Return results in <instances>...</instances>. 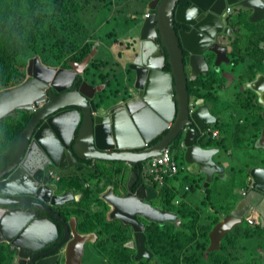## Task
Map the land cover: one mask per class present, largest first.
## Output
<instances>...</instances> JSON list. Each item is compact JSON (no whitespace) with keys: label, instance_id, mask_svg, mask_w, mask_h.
<instances>
[{"label":"water","instance_id":"obj_1","mask_svg":"<svg viewBox=\"0 0 264 264\" xmlns=\"http://www.w3.org/2000/svg\"><path fill=\"white\" fill-rule=\"evenodd\" d=\"M228 6L251 10L253 21L264 19V0H146L148 14L135 28V55L128 60L133 70L132 87L124 94L114 89L105 94L103 84L82 79L97 52V43L82 60H70L69 66L48 65L35 54L25 67L26 77L0 89V119L17 108L29 113L13 157L0 168V195L12 196L0 197V241L10 243L17 251L19 258L13 264H54L56 259L57 255L37 257L39 253L28 258L59 235L57 222L37 216L33 208L23 210L13 205L20 203L16 201L32 202L43 206L58 221L63 219L45 204L49 196L41 191L57 187L45 173L48 164L63 168L67 163L61 160L72 163L77 157L138 164L176 141L192 173L204 174L210 182L214 173L223 172L224 165L214 157L220 147L206 143L207 125L214 124L217 116L210 100L189 92L187 68L192 76L207 73L206 52L209 57L215 55V70L229 60L224 43L214 38L216 32L231 31L221 23ZM175 21L192 27L175 31ZM260 46L264 49V41ZM222 55L226 59H221ZM166 63L169 69L165 68ZM248 74L245 73L246 86L256 94L260 105L257 114L261 121L257 125L261 129L255 146L264 152V69H256L252 78ZM157 135L161 136L158 142L149 143ZM134 147L143 149L126 152ZM138 178L139 169L133 166L127 195L115 194L110 188L102 195L111 209L109 214L131 225L134 238L128 243L136 248V258L153 255L146 245L145 221L139 214L148 221H180L175 212L144 200L145 184L131 193ZM247 184L264 194V165L249 169ZM68 195L71 200L77 197L71 188L53 195L51 200L64 201ZM262 205L260 201L259 206ZM222 219L209 234L206 253L218 249L233 222L242 217L232 212ZM64 222L63 241L70 239L65 247V264H76L90 234L75 227L71 233Z\"/></svg>","mask_w":264,"mask_h":264},{"label":"trees","instance_id":"obj_2","mask_svg":"<svg viewBox=\"0 0 264 264\" xmlns=\"http://www.w3.org/2000/svg\"><path fill=\"white\" fill-rule=\"evenodd\" d=\"M96 2L99 4L97 5ZM113 4L114 0H0V89L21 82L26 77L27 62L35 54H39L41 60L48 65L69 66L70 60H82L90 53L95 43L92 32L114 11ZM91 8L93 10H90ZM126 10L119 7L115 12L125 13ZM87 15H90V18L87 19ZM101 37L111 42L109 33ZM259 43L260 41H256V45ZM232 55H235L233 56L235 64L241 60L242 64L249 65L251 68L262 62L261 58H252L250 64L242 51ZM105 64L106 62L98 58H93L89 62L86 71L92 74V78L95 79L93 82H106V87L110 85L116 92L120 91V86L124 89L123 80H114V83L108 80L110 73L102 69ZM165 68L169 69L168 63L165 64ZM256 69L258 68L254 70ZM254 74L255 72L248 75L252 78ZM242 78L244 80L246 76ZM220 80H224V83L225 77L219 75L211 80L192 81L191 84L196 83L199 88L195 89L192 86L191 94L200 95L203 98H217L218 92L214 90L216 87L214 88L213 85L220 86L222 84ZM244 89V92L241 90L240 95H244L242 98L246 102V108L257 113L260 105L257 103L256 94L249 87ZM104 93L107 94L109 91L105 88ZM254 99L256 104L253 106ZM28 117L29 113L17 108L13 113L0 119V168L13 157ZM213 127L222 128L218 121ZM259 131L260 128L257 125L251 136L252 143L259 135ZM220 134L221 132L215 138H221V140L215 143L225 148L226 138ZM160 137L154 138L152 142H156ZM173 148L177 150L178 147L170 146L171 150ZM174 156L180 165L175 175L165 177L162 182L153 177L148 180L143 178L148 200L175 212L180 219L179 222L166 220L167 222L163 223L147 221L144 228L146 245L153 253L148 257L136 258V248L125 246L124 243L131 236V230L126 227V224L121 220H108V204L99 197V194L111 182L109 178L104 186L88 188L83 186L84 180L77 176L63 177L62 180L67 181V185L73 186L74 190L82 191L79 201L69 203L70 206L73 205V212L78 216L79 230L100 231V237L96 241L97 245L103 246L99 262L102 264H230L222 256L226 251L224 241L230 238L229 233L223 237L219 249L206 253L210 244L209 233L220 220L225 208L215 207L214 202L209 198L207 201L213 206L214 211L209 212L207 221L203 222L197 210L179 192V188L168 183L170 178L179 176L185 170L184 166H181L186 165L183 153L180 155V161L177 160L176 155ZM87 161L91 162V160ZM106 163L100 161L97 169L92 170L89 177L101 178L104 169L102 164ZM187 178H190V174L183 176L184 180ZM186 185L185 189H180L185 195L193 190V185L190 184L188 189ZM194 187L198 188L199 184L195 183ZM93 203L97 204V207H92ZM68 209L69 206L66 207V210ZM109 242L115 245L110 246ZM15 252V248L10 243L0 241V264H12Z\"/></svg>","mask_w":264,"mask_h":264},{"label":"crops","instance_id":"obj_3","mask_svg":"<svg viewBox=\"0 0 264 264\" xmlns=\"http://www.w3.org/2000/svg\"><path fill=\"white\" fill-rule=\"evenodd\" d=\"M145 2L146 0H114L113 12H115L116 8L122 7L127 9L125 13L128 15H130L131 11L135 13L134 10L140 14L135 13L132 15V18H134L135 22H132L127 18L124 19L126 24L124 25V29L121 31L123 34L120 33L117 41L108 42L103 37L98 36L94 43V45L97 43L98 47L96 54L91 58V60L93 58H98L99 60L105 62L108 59L109 64L102 67L104 72L110 73L112 80L124 81L123 85L126 87V89H122L120 86V91L117 93L124 94L132 87V83L130 82V80H132L131 73L130 71H124V69L127 66L128 60L134 53V24L136 23V20L139 19L140 25L142 19L146 15ZM250 13L251 10H246L244 8L234 12L231 25H235L237 22H243L244 24L250 23L246 25V27L254 31V40L250 41L254 49L253 57L261 58L262 62L257 63L258 65L253 68H251L249 65H246L247 67L245 69V71H248L249 73H254L255 68H258V70L264 69L262 60V58H264V49L260 45H256V41H260V43L264 41V19L250 21L246 17V15H249ZM109 31L110 30H108L106 34L109 33ZM242 36L245 38L246 33L243 32ZM223 42H226V40ZM235 44H237V42ZM117 45L120 47L123 46V48H115ZM246 48L248 47L240 40L237 44V47L231 52L240 53ZM231 52L228 53L230 56ZM233 56L235 55H232V57ZM250 61L251 59L249 62ZM117 64H120L121 67H119ZM224 66L225 65H222L221 63V71H225L226 68ZM228 66L230 69L231 66ZM212 70L214 72L220 73V71L214 70L213 68ZM245 71L243 73H238V76L241 78V80H243L242 77H244L245 73H247ZM244 80L247 79L245 78ZM220 81L222 84H226L227 80H225L224 83V80ZM104 84L105 83L101 85L102 88L105 86L106 90L108 91L114 89L110 85L106 87ZM243 87H247L246 83L243 85ZM221 88L222 87L220 86H216L218 92ZM244 90L245 89L243 88L242 92H244ZM243 96L244 95L239 94L232 98L226 96L225 102L223 98L218 101L212 100L213 98H204L205 100H211L212 105L218 107L215 110L212 109V112L217 116L216 121H218L222 126L221 129L218 127L221 132L220 135L223 137L225 136L226 138L227 146L225 148H222L218 146L217 143H215L221 140V138L211 137L210 140L206 141V143L209 145L220 147L219 152L214 155V157L217 162L224 165L223 172L214 173L213 179L208 182L205 179L206 176L204 174H192L188 171L187 165H181L184 166L185 170L182 171L179 176L170 178L168 183L171 186L174 184L179 188V192L184 195L185 199L187 198L190 205L197 210L203 222L207 221L209 212L214 211L213 206L207 201L209 198L214 202L215 207L218 208L221 206L225 208L220 220H223L222 218L224 215L232 212L242 217L241 221L235 220L233 222L232 227L227 232L229 233L230 238L224 241L226 243V251L222 256L230 264H264V194L252 188L251 186L249 187L247 184L249 179V169L254 165H264V152L261 148L256 147L254 143L251 142V136L253 135V131L255 129L252 130L253 126L250 124L252 121L255 122V112L254 110H248L246 108V102L242 98ZM254 104H256L255 99L253 101V106ZM225 106H227L229 109V115H238L242 121L235 125L232 124V127L227 124L225 121L227 118L224 119L222 115V112L224 113ZM211 127H213V125ZM243 139H247V141L245 143H241ZM232 145H236L238 148L237 150H234L235 153H233L231 150ZM249 149L252 150L251 153H247ZM187 174H190V178L184 180L183 176ZM195 183L199 184L198 188L194 187ZM186 184L193 185V190L188 191L185 195L180 189H185ZM207 190L210 191L207 192ZM260 201L263 202L262 206H259ZM252 208L257 209L261 219L260 224L252 225L249 224L248 220H246V216L250 213V211H252ZM249 215L252 214L250 213Z\"/></svg>","mask_w":264,"mask_h":264},{"label":"flooded vegetation","instance_id":"obj_4","mask_svg":"<svg viewBox=\"0 0 264 264\" xmlns=\"http://www.w3.org/2000/svg\"><path fill=\"white\" fill-rule=\"evenodd\" d=\"M182 1L186 2V0H182ZM236 11H238V8L233 9L230 13L223 14V19L221 21L224 28H227L229 31L230 30L231 31L229 33H226V32H223V33L216 32L215 33L214 38L216 40H218L219 42L224 43V46H226L224 52L229 56V60L227 61V63L223 61V62H221L222 65H230V66L234 65L235 62L233 60L232 54H235V53L231 52V51H233V49L236 48L235 43L236 42L238 43L241 40L245 44L244 40L246 37L243 38L242 33L245 32V29L247 28L246 25H248L250 23L244 24L243 22H237L235 25H231L233 13ZM246 17H248V19L250 21H253L251 19V17H252L251 13L249 15H246ZM191 27L192 26L190 24H187V23L182 24V23H179L176 21L174 22L175 31H179L181 29L189 30ZM224 40H226V42H223ZM251 40H252V37L250 38V41ZM250 41H249V43L251 44ZM230 45H231V48H229ZM246 46L248 48H250V53H249V57L247 58V60H250L252 58H256V57H253L254 56V49L252 47V44L250 47H249V45H246ZM229 52H231V56L228 54ZM134 55H135V53L132 56H134ZM206 55L208 56L207 60L209 63V70L207 73H200L198 75L192 76L191 73L189 72L188 68H187L188 89H189L190 93H191L190 88L192 86L195 87V89L199 88L196 83H194V85H192L191 84L192 81H195V80H211L212 78H216L217 76L222 75L224 73L223 71L221 73L213 72L212 68L214 69L213 66H214L215 55L212 53L209 57L208 52H206ZM220 58L226 59V57L223 55ZM129 64H130V62H127V66H126L124 71H127V72L130 71V73H132L133 70L131 68H129ZM220 66H221V64H220ZM220 66H219V70H217V71H221ZM261 70H263V69H260V71ZM247 73H249V72H247ZM225 74H226V72H225ZM92 77H93L92 74L87 73V71L85 70V73L83 74L82 79H86L89 81L95 80ZM76 78L77 77H75L73 80H76ZM225 80H233V79H232V77H230V78H227ZM103 83H105L104 85H106V82H103V81L98 82V84H103ZM197 96L200 97V95H197ZM208 126H211V125L208 124L207 127ZM157 136H159V135H157ZM206 137L208 138L207 140L211 139L209 132H208V136H206ZM158 140L156 142H154V141L152 142V140H151L149 143H157ZM149 143H147L145 146H148ZM172 145H177V142L176 141L171 142L169 144V147ZM142 149H143L142 147H134L132 149H126V152L127 153H133V152L140 151ZM176 151L179 153V155H181L182 152L180 149L177 148ZM87 160H91V162H88ZM144 160H145V158L139 160L138 164H133L132 161H129V162H123V161L107 162L106 165L108 167H107L106 173L102 174L101 178L89 177L90 172L92 170H96L97 164L100 163V161L94 160L92 158L83 159V158L77 157L76 160H74L72 163H68L67 161L61 160L60 162H62V163L66 162L67 163V166L63 167V168H59V167L54 166L52 164H48L46 166L45 173L49 177L50 182L56 184L57 187H56V189L50 188L49 190L41 189V191L45 195L49 196V202H47L45 204L47 206L49 204L48 207L52 211L60 213L61 217L63 219L61 221H58V219L53 214H49L43 206L38 207L36 204H33L32 202L16 201V202H20V203H14L13 204L16 206H20L21 208H23V210L33 208V210H35V212H36L35 214L37 216H47L51 220L57 222V225H58L59 235L53 241L46 244L44 247L34 251L32 253V256H30L28 259H31L33 257V255L36 253H39L37 257H44V256L48 257V256L57 255L56 259L54 261V264H65V260H66L65 247H66L67 242L70 239L63 241V238L65 237V229H66V224L64 221L67 222L71 233H72L73 227L77 228V230L80 231L79 227H78V224H79L78 223L79 222L78 217H77L76 213L73 212V209H74V208H72L73 205L70 206V204L72 202L75 203L81 199L82 191L73 189V192L77 197L73 198L72 200L69 198V195L65 196L66 199L64 201H53V200H51L53 195H61L64 192H66L68 189L73 188V186L66 184L67 181L62 180L63 177H69V176L76 177L77 176V177L84 180L83 186L88 187V188H92L95 186H104L107 182V178H109L111 180V182L108 183L100 191V194H99L100 198L104 199V197H102V195L108 188H110L112 190V192L115 194L127 195V193L129 192L127 182L129 179V174L131 173V168L133 166H137V168L139 169V178L133 184L134 187H133V190L131 193H134L136 191V188H138L140 186V184H142V183L145 184L143 181V178L141 176V165H142ZM145 163H143V165ZM127 168H128L129 174H128L127 179H125V173H126ZM51 170H52V173L54 174V176L50 174ZM56 176H58V177H56ZM146 195H147V192H146ZM146 195L143 196V198H144V200L148 201V198L146 197ZM0 197L1 198L7 197L9 199L12 198V196H10V195L6 196L5 194L0 195ZM19 198H28V197L27 196H21ZM68 206H69V209L66 210V207H68ZM75 206H77V205H75ZM92 207H97V204L93 203ZM121 208L124 209V207H121ZM109 210H111V209H109V207H108V210H107L108 220H113V219H115L117 221L121 220L115 216L110 215ZM138 217L141 220H144L145 224H146V220L143 218L142 215L139 214ZM123 223L126 224L125 222H123ZM126 225H127L126 227L131 230V236L129 237V239L124 244H125V246H131V245H129L128 242H130L134 238V233H133V230L131 229V225H129V224H126ZM86 233L90 234V236H89V239H87L86 242L84 243V250L81 253L80 261L78 262L77 259L75 260L76 264H102V262H99V259L101 258V253L103 252V246L97 245V242H96L100 237V234H99L100 231H98V230L92 231L91 230V231H86ZM111 240H112V238H111ZM108 244L110 246L115 245V244L111 245L110 242ZM16 253H17V251L15 252V256L13 258L12 264L15 261H17V259L19 258L18 256L16 257Z\"/></svg>","mask_w":264,"mask_h":264},{"label":"rangeland","instance_id":"obj_5","mask_svg":"<svg viewBox=\"0 0 264 264\" xmlns=\"http://www.w3.org/2000/svg\"><path fill=\"white\" fill-rule=\"evenodd\" d=\"M96 4L98 5L99 3L98 2H96ZM142 9V8H141ZM90 10H93V8H91ZM135 11V13H138V14H140L139 12H137L136 10H134ZM139 11H140V9H139ZM134 12H130V15H128L127 13H124V12H111L110 14H109V16L105 19V20H103L102 21V23L92 32V34L91 35H93L94 36V40H97V38H98V36H104V34L108 31V30H110L109 31V33H110V35H111V41L112 42H114V41H117L118 40V36L120 35V33H121V31L124 29V25L126 24L125 22H124V19L125 18H127V19H129L130 21H134L135 22V20H134V18H132V15L133 14H135ZM99 15V14H98ZM88 18H90V15H87V19ZM248 18V17H247ZM139 22H140V20L139 19H137L136 20V23L134 24V39H136V33H135V28H136V26L137 25H139ZM113 33V34H112ZM245 33H246V38H245V44L246 45H249V47L251 46V44L249 43V41H250V38L253 36V39L252 40H254V31L253 30H250V29H245ZM121 34H123V32L121 33ZM105 38V37H104ZM108 41V40H107ZM109 42V41H108ZM102 43H104V42H102ZM115 48H117V49H120V48H123V46H115ZM242 53H243V55L245 56V58L247 59L248 57H249V53H250V48H248L247 50H245V49H243L242 50ZM110 55L112 56V54L110 53ZM106 64L105 65H107V64H109V60L107 59L106 61ZM104 65V66H105ZM119 67H121V65L120 64H117ZM226 69H225V71H223L224 73L222 74L224 77H225V79H227V78H230V77H232V79L233 80H227L226 81V84L224 83V84H220V87H222L220 90H219V92L217 91V89H214V90H216L217 92H218V95H217V98H213L212 100H216V101H218V100H221L222 98H223V100H224V102H225V97L227 96V97H229V98H232V97H234V96H236L237 94H241V90L243 89V85L247 82V80H241V78H239V76H238V73H243L244 71H245V69H246V65H243L242 64V61L241 60H239L238 61V63L237 64H234V65H232V67L229 69V66L228 65H225L224 66ZM115 70H116V68H115ZM125 70V69H124ZM225 72H226V74H225ZM245 72H248V71H245ZM107 73V72H106ZM123 75H124V71H123ZM106 80V79H105ZM108 80H111L112 82L114 81V80H112V78H111V76L109 75L108 76ZM114 83V82H113ZM216 86H219V85H217V84H214L213 85V87L215 88ZM240 89V90H239ZM205 98V97H204ZM209 100V99H208ZM211 101V100H210ZM226 105V104H225ZM218 107H215V106H213L212 105V109L213 110H215V109H217ZM222 115H223V117H224V119L225 118H227V119H225V121H226V123L227 124H229L231 127H232V124H237L238 122H241L242 120H241V118L238 116V115H229V109H228V107L227 106H225V108H224V113L222 112ZM254 119H255V121H258L259 122V116H258V114L257 113H255V116H254ZM243 123V122H242ZM250 125H252L253 127V129L252 130H254L255 129V127L257 126V123L256 122H254V121H252L251 122V124ZM242 135V134H241ZM245 136V135H244ZM247 141V139H243L242 141H241V143H245ZM254 143V145H255V141L253 142ZM253 145V146H254ZM238 148H237V146L236 145H232V148H231V150H232V152L233 153H235V151L234 150H237ZM174 150V151H173ZM172 151H173V153H174V155H176V157H177V160L178 161H180V155L178 154V152L176 151V149H172ZM251 153L252 152V150H248V152L247 153ZM250 164H251V162H250ZM102 166H103V171H102V174H105L106 173V170H107V165L106 164H102ZM128 174H129V171H128V168H127V170H126V173H125V179H127V177H128ZM78 217V216H77ZM146 220V219H145ZM147 221L148 220H146V223H147ZM167 221H169V220H167ZM166 221V222H167ZM161 223H163V222H161ZM212 230V229H211ZM211 232V231H210ZM210 234V233H209ZM222 241V240H221ZM220 244H221V242H220ZM220 248V247H219ZM218 248V249H219ZM224 254V253H223Z\"/></svg>","mask_w":264,"mask_h":264},{"label":"built area","instance_id":"obj_6","mask_svg":"<svg viewBox=\"0 0 264 264\" xmlns=\"http://www.w3.org/2000/svg\"><path fill=\"white\" fill-rule=\"evenodd\" d=\"M232 9V7L228 6L225 10V14L230 13ZM145 14L147 15L148 13L146 12ZM206 130L209 132L211 137H217L220 133V129L213 128L211 126H208ZM143 163L145 164L143 165ZM143 163L141 165L142 178L148 180L153 177V179L159 182H162L165 177L175 175L180 168V165L177 163L176 158L169 146L165 147L158 155L148 157L143 161ZM50 174L54 176L52 170L50 171ZM186 188L188 189L189 185H186ZM250 213L252 215H249ZM250 213L246 216L249 224H260L261 219L257 209L252 208Z\"/></svg>","mask_w":264,"mask_h":264},{"label":"clouds","instance_id":"obj_7","mask_svg":"<svg viewBox=\"0 0 264 264\" xmlns=\"http://www.w3.org/2000/svg\"><path fill=\"white\" fill-rule=\"evenodd\" d=\"M260 44H258L257 46H259ZM262 60H263V58H262ZM244 88V87H243ZM193 107H194V105H193ZM211 126L212 125H214V124H210ZM211 136V135H210ZM212 138H215V137H212ZM247 220V219H246ZM264 225V224H263Z\"/></svg>","mask_w":264,"mask_h":264}]
</instances>
